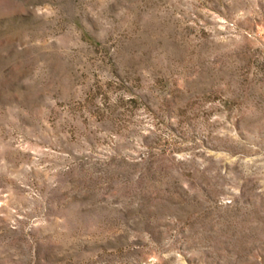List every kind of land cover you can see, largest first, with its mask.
I'll return each mask as SVG.
<instances>
[{
	"label": "rangeland",
	"instance_id": "rangeland-1",
	"mask_svg": "<svg viewBox=\"0 0 264 264\" xmlns=\"http://www.w3.org/2000/svg\"><path fill=\"white\" fill-rule=\"evenodd\" d=\"M0 264H264V0H0Z\"/></svg>",
	"mask_w": 264,
	"mask_h": 264
}]
</instances>
